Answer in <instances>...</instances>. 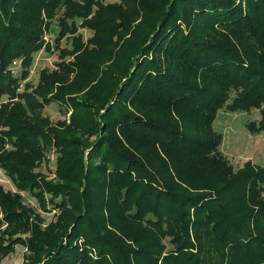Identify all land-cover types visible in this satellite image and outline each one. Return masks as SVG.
<instances>
[{
	"label": "trees",
	"instance_id": "trees-1",
	"mask_svg": "<svg viewBox=\"0 0 264 264\" xmlns=\"http://www.w3.org/2000/svg\"><path fill=\"white\" fill-rule=\"evenodd\" d=\"M40 49L60 60L34 85ZM53 102L68 125L41 113ZM222 108L258 110L247 128L264 132V0H0V170L55 211L46 221L0 186V255L264 264V167L227 163ZM52 150L50 179L37 169Z\"/></svg>",
	"mask_w": 264,
	"mask_h": 264
},
{
	"label": "rangeland",
	"instance_id": "rangeland-1",
	"mask_svg": "<svg viewBox=\"0 0 264 264\" xmlns=\"http://www.w3.org/2000/svg\"><path fill=\"white\" fill-rule=\"evenodd\" d=\"M114 1L117 0H105L106 3ZM57 28L56 21H53L43 39L46 42H50V44L54 43L53 39L56 35L55 30H57ZM79 32L84 40H87V38L92 35V32L87 28L80 27ZM59 46L60 48H71V40L64 38ZM33 55L34 59L27 79L32 84L37 85L39 72L42 69H47L49 72L52 71V69H57L56 62L60 59L58 50L56 49H52V52L40 49ZM70 57L73 58L72 56ZM68 59L69 57H66L65 60ZM19 72L20 70L18 67H13L14 74L18 75ZM72 76L73 74L69 75L70 78ZM41 113L45 118L49 119L52 124L59 120L65 125H68L72 115V108H68L67 111H65L60 105L53 102L50 105L44 106ZM259 116V111L255 109L233 112L229 109L222 108L217 112L213 121V130L220 133L222 137L219 151L226 157L227 163L233 166L234 171L244 167L245 162H251L258 167H264V132L261 131L258 134H252L247 128L249 122H258ZM53 151L54 150L47 152L46 154V156H48V164L45 165L42 163L37 169L38 171H42L50 179L55 177L54 168L56 156ZM0 186H2L5 191L20 195L24 204L32 207L37 213L42 215L46 221H55V211L50 205L48 206V208H50L49 211H42L34 196L29 193H24L23 191L18 192L2 170H0ZM25 251L26 249L24 247L15 246L13 252L5 256L0 255V264H22Z\"/></svg>",
	"mask_w": 264,
	"mask_h": 264
}]
</instances>
